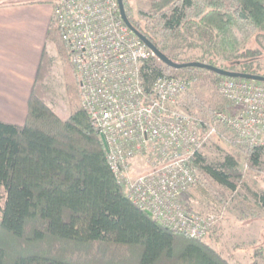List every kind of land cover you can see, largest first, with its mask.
I'll use <instances>...</instances> for the list:
<instances>
[{
  "label": "trees",
  "instance_id": "16d2710c",
  "mask_svg": "<svg viewBox=\"0 0 264 264\" xmlns=\"http://www.w3.org/2000/svg\"><path fill=\"white\" fill-rule=\"evenodd\" d=\"M122 2L132 27L162 53L168 39L191 38L189 45L200 48L204 63L218 68L216 47L226 38L237 33L264 36V0H147L148 8L140 14L147 17L145 23L131 16L127 1ZM48 46L62 64L70 106L66 119L38 89L51 68ZM173 47L169 49L177 48ZM258 54L251 49L235 52V62L221 69L235 71L239 64V72L264 76L250 66ZM168 57L179 63L192 61ZM169 70L150 58L142 66V77L148 85ZM176 71L186 72L188 82L208 75L216 84L221 78L195 67ZM78 101L76 78L51 18L25 121H0V264H234L208 243L160 226L129 201ZM195 106L184 103L186 109ZM203 110L198 114L205 118ZM214 111L222 110H212L211 119ZM237 148V153L217 161L197 153L190 166L194 173L234 191L242 183L239 155L252 165L264 161L262 147L239 142ZM250 200L264 212V190L253 191ZM257 256L264 261V251L254 252L246 264H258Z\"/></svg>",
  "mask_w": 264,
  "mask_h": 264
},
{
  "label": "built area",
  "instance_id": "2783aa9c",
  "mask_svg": "<svg viewBox=\"0 0 264 264\" xmlns=\"http://www.w3.org/2000/svg\"><path fill=\"white\" fill-rule=\"evenodd\" d=\"M56 22L76 78L80 108L103 140L106 162L129 201L160 226L203 240L213 221L186 208L196 184L190 160L220 125L239 142L264 148V83L221 77L231 112L212 122L182 108L186 78L168 73L146 84L155 55L122 21L117 0H54ZM160 62V61H159ZM135 159L147 167L133 175Z\"/></svg>",
  "mask_w": 264,
  "mask_h": 264
},
{
  "label": "rangeland",
  "instance_id": "374dc122",
  "mask_svg": "<svg viewBox=\"0 0 264 264\" xmlns=\"http://www.w3.org/2000/svg\"><path fill=\"white\" fill-rule=\"evenodd\" d=\"M126 1L128 13L144 23L147 22V17L140 15L148 8L147 0ZM190 42L191 38H170L165 43L167 49L164 53L176 60L206 62L200 48L194 43L189 45ZM172 46L177 48L169 49ZM245 49L259 51L252 60L253 65L250 66L264 75V36L237 33L235 37L226 38L216 47L217 63L221 68H225L235 62V52ZM47 51L51 68L48 77L39 83L38 89L55 113L61 119H66L70 115V106L63 81L61 60L52 47L48 46ZM234 70L240 71V65L236 64ZM167 72L181 77L186 74L171 68ZM211 79L212 77L206 75L203 79L189 81L188 89L181 98V106L184 109H186L184 103L196 104L195 107L187 109L188 111L198 113L199 109H204L202 115H205L204 119L207 122H212L210 116L212 110L231 112L230 104L218 95L216 84ZM215 129L216 132L205 141L199 152L208 161L221 160L225 155L238 151L239 140L232 131L220 125ZM239 156L238 170L242 174V183L238 184L234 191H229L209 178L195 173L196 184L184 198L188 210L213 221L210 232L202 241L217 250L226 261L246 264L248 254L264 251V212L255 207L250 200L253 191L264 190V161L252 165L245 160L243 154ZM133 163L131 169L133 175L147 169L140 159H135ZM255 259L258 264H264L260 257L257 256Z\"/></svg>",
  "mask_w": 264,
  "mask_h": 264
},
{
  "label": "crops",
  "instance_id": "0c3cea01",
  "mask_svg": "<svg viewBox=\"0 0 264 264\" xmlns=\"http://www.w3.org/2000/svg\"><path fill=\"white\" fill-rule=\"evenodd\" d=\"M54 0H0V121L22 125ZM248 254V261H250Z\"/></svg>",
  "mask_w": 264,
  "mask_h": 264
},
{
  "label": "water",
  "instance_id": "95a60500",
  "mask_svg": "<svg viewBox=\"0 0 264 264\" xmlns=\"http://www.w3.org/2000/svg\"><path fill=\"white\" fill-rule=\"evenodd\" d=\"M118 3V8H119V14L124 22V24L133 32L134 35H136L145 45L146 47L152 51V53L155 55V57L164 65L171 69H182V68H188V67H195V68H201L208 70L210 72H213L214 74L221 76V77H228V78H234V79H244V80H252V81H257V82H263L264 83V76L262 75H255V74H248V73H243L239 71H230V70H225L221 69L218 67H215L213 65L204 63V62H199V61H191V62H185V63H179V62H174L171 60L167 55L162 53L158 48H156L145 36H143L141 33L136 31L132 25L130 24L124 10L123 2L122 0H117ZM102 144L104 148H106L103 140L101 139ZM148 214V213H147Z\"/></svg>",
  "mask_w": 264,
  "mask_h": 264
}]
</instances>
